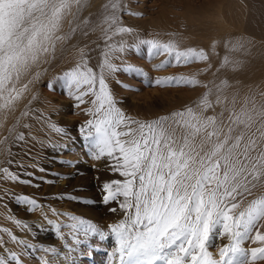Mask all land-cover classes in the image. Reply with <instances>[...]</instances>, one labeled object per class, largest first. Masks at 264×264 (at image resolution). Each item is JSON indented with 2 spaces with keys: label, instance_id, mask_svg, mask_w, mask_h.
I'll return each instance as SVG.
<instances>
[{
  "label": "snow or ice",
  "instance_id": "6c2138e0",
  "mask_svg": "<svg viewBox=\"0 0 264 264\" xmlns=\"http://www.w3.org/2000/svg\"><path fill=\"white\" fill-rule=\"evenodd\" d=\"M88 6L89 0H0V112L14 110L32 82L22 81L35 65L46 62L58 43L78 28H88L92 21L80 16ZM121 12L139 15L128 12L121 0H106L101 5L102 22L96 27H101L103 45H97L100 60L96 68L90 66L89 53L81 49L80 59L58 77L77 108L88 105L82 111L90 118L79 127V133L86 154L105 160L108 170L119 177L101 187L103 203H114L108 210L119 218L105 230L86 218L51 209L53 215L67 218V222H54L37 200L14 196L28 211H41L67 251L34 245L2 228L0 232L23 251L18 255L6 249L7 242L0 236V248L8 253L0 255V264H24L22 256L37 251L42 253L39 264H74L76 247L94 236L112 241L107 264H264V105H257L253 97L241 100L237 94L226 95L227 80L213 82V91L195 76L181 75L147 83L206 88L193 104L153 119L128 115L119 107L121 101L108 80L120 71L146 78L147 73L114 60L145 46L149 59L167 56L153 65L155 70L204 61L208 56L202 49H182L174 40L141 38L123 24ZM65 22H76L69 33L63 32ZM125 37H133L132 43ZM229 63L226 57L224 65ZM49 127L67 136L64 128ZM15 140L24 141V133L17 132ZM0 179L31 183L7 167H0ZM9 219L17 227L31 230L23 221ZM225 239L227 243H217Z\"/></svg>",
  "mask_w": 264,
  "mask_h": 264
},
{
  "label": "rangeland",
  "instance_id": "374dc122",
  "mask_svg": "<svg viewBox=\"0 0 264 264\" xmlns=\"http://www.w3.org/2000/svg\"><path fill=\"white\" fill-rule=\"evenodd\" d=\"M105 2L89 0V6L80 16L81 19L89 18L92 23L88 28H78L69 39L57 44L56 51L46 57V62L35 65L22 81L32 82L14 110L0 112L3 115L0 114V167L9 168L21 180L31 181L22 184L0 179V229L8 228L21 240L37 246H54L62 253L67 249L65 242L57 238L54 225L47 222L39 209L28 211V207L17 203L14 196L37 200L44 206L48 219L54 222H67V218L53 215L51 209L86 218L105 230L119 218L108 210L116 205H105L101 192L104 182L119 177L108 170L105 160H94L86 154L85 141L79 133V127L90 118L82 111L88 105L77 108L76 102L67 95L63 81L58 79L80 59L81 49L89 53L90 66L96 68L100 60L97 45H103L101 27L96 26L101 25V5ZM121 5L128 12L139 14L121 12L119 15L123 24L135 29L141 38L174 40L182 49H202L208 56L204 61L155 70L153 65L167 56L149 59L145 46L126 52L121 60H114L118 65L124 61L147 73L146 78L139 73L120 71L108 80L111 91L121 101L119 107L128 115L142 120L153 119L193 104L206 88L162 87L154 83L149 86L147 83V80L154 82L160 77L181 75L195 76L202 84L213 87V91V82L219 84L227 80L230 87L225 89L226 95L237 94L241 100L245 96L253 97L257 105H264V0H121ZM75 23L65 22L63 32L69 33ZM93 27L95 31H91ZM125 39L129 43L133 41V37ZM234 45L237 46L235 50ZM226 57L230 63L225 66ZM24 124L30 127H23ZM50 124L64 128L67 136L54 132ZM17 132L24 133V141L15 140ZM53 144L56 146H51ZM8 160L13 163L8 164ZM60 196L78 199L56 198ZM2 214L8 220H3ZM9 217L23 221L31 230L17 227ZM63 231L66 233L68 229ZM0 236L7 242L6 249L18 255L22 253V247L9 241L7 234L0 232ZM217 243L224 244L227 240ZM111 246V239L101 241L98 236L89 237L76 247L72 260L74 264H107ZM0 255L8 253L0 248ZM41 255L37 251L22 259L24 264H39Z\"/></svg>",
  "mask_w": 264,
  "mask_h": 264
},
{
  "label": "bare ground",
  "instance_id": "6f19581e",
  "mask_svg": "<svg viewBox=\"0 0 264 264\" xmlns=\"http://www.w3.org/2000/svg\"><path fill=\"white\" fill-rule=\"evenodd\" d=\"M1 115H2V113H0ZM5 115V114H4ZM3 116V115H2ZM1 117V116H0ZM2 119V118H1ZM2 122V121H1ZM2 124V123H1ZM1 127V126H0ZM3 216V217H2ZM2 218H3V220H8V218L6 217V216H4L3 214H2ZM6 222V221H5Z\"/></svg>",
  "mask_w": 264,
  "mask_h": 264
}]
</instances>
